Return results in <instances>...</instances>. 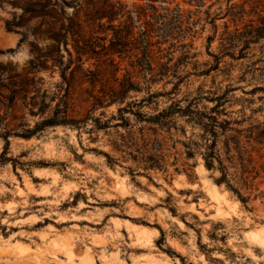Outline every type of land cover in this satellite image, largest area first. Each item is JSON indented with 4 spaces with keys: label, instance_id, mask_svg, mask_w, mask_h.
<instances>
[{
    "label": "rangeland",
    "instance_id": "1",
    "mask_svg": "<svg viewBox=\"0 0 264 264\" xmlns=\"http://www.w3.org/2000/svg\"><path fill=\"white\" fill-rule=\"evenodd\" d=\"M102 1L64 0L62 4L57 0L66 16L72 18L78 12L79 20L76 21L81 25L79 39L86 44L87 50H94L95 53L83 56L81 62L77 61L74 42L68 36L66 48L71 53L70 58L60 44V53L55 56V63L51 59H41L42 69L29 71L28 75L40 79V93L45 92L47 104L53 94H57V90L60 95L68 90L70 118L83 119L90 115L98 118L102 124L107 123V128L95 129L94 122L88 119L80 128L48 127L29 139H23L13 134H21L25 129L33 128L42 117L48 115L55 102H51L44 115H38L37 107L30 105L29 99L16 98L13 105L6 108L7 101L0 98V236L7 239L9 234L32 231L40 234L35 238L48 239L47 230H51L55 233L53 239L66 247L83 229L92 233L94 240L105 239L104 232L109 235L119 233L128 243H151L159 249L173 236L170 230L172 221L179 219L185 228L195 233V253L203 255L207 264H223L218 255H224L225 259L231 261L236 254L222 247L228 242V233L217 235L229 227L225 219L209 223L208 220L200 219L196 213L182 211L189 203L202 205L197 212L211 217L217 211H222V206L228 207L233 203L221 191V186L213 181L218 177L213 173L219 172L204 167V121L190 115L187 109L210 114L211 108L220 105L212 115L219 121L226 120L230 129L225 132L217 129V149L229 167L231 165L227 159L231 157L232 166H235V169L230 168L228 171L231 184L248 201L244 206L235 199L244 207L245 212L264 208V138L258 137L260 134L264 136V39L240 51L244 38H248L253 34L250 33L253 29L264 23V0H162L155 3L158 7L155 14L161 16L156 21L153 19V10L146 7L144 1L110 0L118 2L116 8L120 14L112 22L114 27H110L105 19L101 21L103 26L85 24L84 14L91 9L103 10ZM44 2L0 0V12L5 13L0 16V57L18 53L27 57L23 64L14 63L10 59L0 60L1 66L10 64L14 72L25 73L30 68V61L34 59L31 50H37L40 55L51 53L49 47L52 42L45 33L51 20L47 19V24L41 25V19L29 20L22 13L23 8L31 3ZM139 5L145 8L146 15L140 21L135 9ZM167 8L170 12L166 11ZM177 9L184 15L182 31H168V21ZM187 17L190 25L186 23ZM145 21L152 25L146 27L152 42L159 40V36L166 32L175 38L161 45L153 44L148 56L151 70L146 71L139 67L141 56L137 49L143 29L141 23ZM6 22L18 27L7 31ZM119 23L117 31L129 43L120 56H113L114 65H111L108 55L104 54L109 49L107 40L112 37V31ZM64 24L67 25V22L64 21ZM174 25L178 26V22ZM186 26H189V32L185 31ZM22 35L23 41L19 43ZM104 36L106 41L101 40ZM169 42L175 45L168 50ZM222 54L232 55L234 59ZM212 56L220 57L218 70L207 72L214 64ZM62 73H65V80L61 77ZM114 76L118 81H114ZM122 76L131 77L137 89L124 95L120 104H104L102 108L92 109L94 98L105 97L104 94L120 89L118 82L122 81ZM5 77L0 85L7 83ZM0 92L3 95L8 93L5 89H0ZM157 93L160 96H149ZM224 93L225 101L215 100ZM118 106L128 110L122 114V119L117 113ZM169 107H180L187 112L185 115L174 113L161 124H152L134 115L139 112L150 117ZM5 132H9L8 145H5L2 138ZM101 156L104 158L103 164L96 159ZM85 157H91L94 163L88 166ZM69 159L84 169L73 173V176L94 177L84 185L93 191H82L75 179L67 175L71 167ZM239 159L244 164L250 161V172L246 174L245 182L238 168ZM104 167L108 169V174L98 175V170ZM114 168H122L130 179L135 175L146 180L149 188H145L139 181L133 184V188L145 197H151L154 202L144 203L133 195V189L128 188L127 182H122L119 171H114ZM61 171L65 173L60 177L64 183L58 180L49 187L51 178L60 175ZM179 177H183L185 183L198 184L199 198L194 196L191 201L187 200L186 197L191 195L193 189L184 187L175 188V196L167 190L162 197L152 192V188L157 191L162 189L155 178L173 187ZM53 188L64 196L62 201L57 202L58 195ZM100 188L105 191L101 193ZM224 190L228 191L225 186ZM102 195H116L119 200L102 199ZM68 196L72 199L68 200ZM81 204L84 207L80 208L79 213L72 211L71 216L68 215L71 209ZM121 207L123 211L110 210ZM187 215H191L193 220H199L202 225L208 224L207 231L194 228L185 220ZM22 221L29 223L18 225ZM153 231L158 234L155 238L152 236ZM205 238L208 243L204 242ZM16 239L22 242L21 237ZM184 246L183 243L180 245ZM166 252H172L182 260ZM163 253L169 259L174 257L179 260L180 264H194L189 258L194 255L191 250L182 254L169 245L163 249ZM127 255L125 264H156V257L147 247L129 249ZM89 262L110 264L107 259L101 262L91 255L82 260V264Z\"/></svg>",
    "mask_w": 264,
    "mask_h": 264
},
{
    "label": "trees",
    "instance_id": "2",
    "mask_svg": "<svg viewBox=\"0 0 264 264\" xmlns=\"http://www.w3.org/2000/svg\"><path fill=\"white\" fill-rule=\"evenodd\" d=\"M62 4H64V0H59ZM138 1H144L146 7H150L153 12H154V17L153 19L159 20L160 15L155 14L157 12V6L155 3L162 2V0H138ZM200 1V0H197ZM95 2V1H94ZM104 5L103 10L99 9H91L87 13L84 14L85 20L84 23L87 25H96V26H103L101 21L105 19L106 23L110 27H114L112 25V22L116 19H118V10L116 8V4L118 2H111L110 0H104L102 1ZM14 5V4H13ZM119 7H121V4H119ZM136 17L138 21H140L141 17H145V8L143 6H136ZM122 11V10H121ZM166 11L170 12V9L167 8ZM60 12V13H59ZM23 15H27L28 19H41V25L47 24L46 20L49 19V23L47 24V29L45 31L47 38L52 42V44L49 47L50 54L47 55H40L38 52L35 50H31V54L34 55V59L30 61V68L28 71L25 73H16L13 71V68L10 64L6 66H1L0 65V83L3 82L4 76L5 79L7 80V83L4 85H0V89H5L8 91L7 94H2L0 92V98L4 99L7 101V106L6 108H10L16 98H20L22 100L29 99L31 102L30 105H34L37 107V114L38 115H44L46 113V109L50 108L51 102H55L53 108L50 109V112L48 113L47 116L42 117V119L36 123L33 128H27L24 130L23 133L21 134H13L14 136L23 138V139H29L38 132L42 131L45 128L48 127H55V126H68V127H75V128H80V126L86 124V120L91 119L94 122V128L95 129H104L107 128V123H101L98 118H92L90 115H87V117L83 119H74L70 118L69 115V106H68V99H67V91L65 90L64 94L60 95L58 94L59 90H57V94L54 93L53 96L49 99V103H46V94L44 91H41L40 93V79L36 78L34 75L29 76L28 74L30 73L29 71H34L37 69H42V62H40L41 59H44L45 61L47 59H51L53 63L56 62L55 56L59 55L60 53V44L63 45L65 51L67 52L69 58L71 57V53L67 50L66 45H67V38L70 36L74 42V51L76 54V60L81 62V58L83 56H89V53H95L94 50H87L86 44H84L80 39L79 35L81 32L80 28V23H78L76 20H79L78 18V12L76 11L73 15V17H68L64 12L62 11V7L58 4L57 0H54V3H51V0H45L44 3H31L27 7L23 8L22 10ZM122 17V16H119ZM184 15L180 13V11L177 9L174 11L173 15L171 16V19L168 21V31H173L174 29H177L178 32L182 31V23H184ZM187 20V25H190L188 21V17L186 18ZM185 20V21H186ZM64 21L67 22V25L64 24ZM175 22H178V26L174 25ZM120 23L118 24L117 28L112 31V37L107 40L109 49H107V52H105L104 55H108V58L110 59L111 65L113 64V56L117 55L120 56L122 54V51L126 47V44L129 43V40L127 38H123L120 35L119 30ZM147 26H151L148 22H142L141 27L143 29L141 30V35L140 39L138 41V48L140 51V64L139 67L141 70H151L150 68V63L148 61V56L151 53L152 49L151 47L153 44L161 45L164 43H167L169 39H175L172 38L173 36H170V32H166L164 35L159 36V40L152 42L151 36H150V31L146 29ZM18 27V25H14L11 22H6L5 23V29L7 31H10L11 29H15ZM185 31L189 32L190 28L189 26L185 27ZM36 33V32H34ZM172 33V32H171ZM253 33L250 35L248 38H244L242 44V48L240 51L245 50L248 48V46L251 43H256L261 39H264V23H262L261 27H257L252 30ZM23 35L21 36L19 43L23 41ZM101 40L106 41V36L101 38ZM210 42V38H208V44ZM175 45V43H170L167 49L169 50ZM105 48V46H102ZM182 48H185V45L181 46ZM33 49V48H32ZM91 51V52H89ZM2 53V51H0ZM229 54H222L221 56H226ZM231 59H234V56L229 55ZM214 58V64L211 66L209 69H207V72H210L212 70H218V66L220 63V57L217 56H212ZM62 58V57H61ZM240 58V57H239ZM118 71L115 70L114 72L116 73ZM89 74H91L90 71H88ZM65 73L61 74V77L63 80H65ZM115 75V74H114ZM114 81H118V78L114 76ZM118 85L120 89L118 91H111V94H104L105 97H98L94 98V103L92 105V109L94 108H102L104 104L111 105V104H120L123 102V97L126 95L129 91L131 90H136V86L134 82L131 80V77L128 76H122V81L118 82ZM226 93L222 94L221 96H217L215 100L217 101H225V95ZM149 96H160V94H149ZM138 105V104H137ZM220 105H215V107L210 109V114H202L198 111H193L190 110V108L187 109L188 113L194 117H199L201 118V121H204L202 123V127L204 129V132L206 133V138L204 139L206 141V144L204 146V152L202 153V158L204 162V167L209 170H217L219 172V176L217 178H214L213 181L217 186L224 185L225 188L230 191L236 198L237 200L242 204L246 205L248 198L242 196L231 184V179H230V174H229V169L234 168L235 166H232L231 157L227 159L228 164L231 166L229 167L224 163L222 158L220 157L219 150L217 149V129L220 131L225 132L226 130H229V123L226 120L219 121L216 116H213L212 113L214 112V109H217ZM127 108L126 107H120L118 106L117 108V113L120 115L122 119V114L127 113ZM130 111V110H129ZM186 110L177 107H169L166 110H162L158 112L157 114L150 116V117H145L139 112L134 113L136 117H143L146 122L152 123V124H161L163 120H166L172 114L174 113H184L187 112ZM32 113V112H31ZM131 113V112H130ZM28 127V126H27ZM251 128L257 129L258 127L256 126H251ZM9 132H5L2 135L3 140L5 141V145H8V138ZM261 138H264L263 134H260ZM260 143V142H258ZM4 153V151H3ZM248 161L247 164L243 163V160L239 159L238 162V168L240 170V174L243 178V181L245 182L247 178V173H249V167H248ZM174 213L173 211H171ZM161 237L163 236L162 232L160 231ZM170 256H174L182 260V258L172 252H166Z\"/></svg>",
    "mask_w": 264,
    "mask_h": 264
},
{
    "label": "clouds",
    "instance_id": "3",
    "mask_svg": "<svg viewBox=\"0 0 264 264\" xmlns=\"http://www.w3.org/2000/svg\"><path fill=\"white\" fill-rule=\"evenodd\" d=\"M4 12H0V16H4ZM12 60L14 63L19 62L23 64V61L27 57L23 53H18L14 56L0 57V60ZM71 143V141H70ZM101 164H103L104 158H96ZM85 160L89 162L88 166H91L94 162L91 157H85ZM68 163L71 167L68 170L67 175L75 179L76 184L80 185L82 191H93V189L85 188L86 183H90L94 177L80 176L75 177L73 173L77 171H83L80 165L74 164L70 159ZM114 171H119L122 182H127V186L130 189H133L132 194L136 195L144 203L151 204L154 201L151 197H145L138 189L133 188V184L136 181H139L140 184L144 185L145 188H149L150 185L148 182L141 177L133 176L131 179L124 170L113 169ZM137 171H139L137 169ZM108 174V169L104 167L102 170H98V175L106 176ZM65 175L61 171L60 175L53 176L49 187L55 184L58 180L60 183H64L60 179L61 176ZM214 176H219V173H213ZM158 184L162 185V189L157 191L155 188H152V192L155 193L157 197H162L165 195V190L171 192L173 196L176 195L175 188L184 187L193 189L191 195L187 196L186 199L191 201L194 196L199 198V186L195 182L185 183L183 177H179L177 183L173 187H169L168 184H165L163 180L155 178ZM54 192H57L58 201H62L64 196L56 189H52ZM104 188H100V192L103 193ZM221 191L225 196L229 197L233 202L228 207L222 206V211H217L215 215L211 217L204 216L197 212L199 207L202 205H193L189 203L187 206L182 208V211L185 213H196L200 219L208 220L211 223L214 220L223 218L228 224V228L222 229L221 232H218L217 235H220L222 232H227L229 239L227 244L222 245L224 248H228L231 252L235 253V257L229 261L225 259L224 255H218V259L223 261V264H264V208L261 210H252L249 212L244 211V207L236 201L235 196L231 192L225 191L224 186L221 185ZM115 192V189H113ZM127 194V193H125ZM102 199H117L119 196H101ZM68 200H71L72 197L68 196ZM180 199H185L181 197ZM84 207L83 204L79 205L75 209H71L68 212V215L71 216L72 211L79 213L80 208ZM248 207H252L249 205ZM111 211H123V208L119 209H110ZM215 210V209H214ZM108 211V210H106ZM171 220L172 218L169 217ZM185 220L191 224L194 228H203L205 231L208 229V224H201L199 220H193L191 215L185 216ZM19 223H29L28 221H22ZM171 232L173 236H170L164 244L161 245L159 249L155 247L154 244H141L139 242L128 243L126 238L120 236L119 233L109 235V233L104 232L103 235L105 239H92V233L81 229L80 233L72 239L66 247H62L58 241H55L53 237L55 233L51 230L49 231L48 239H37L40 234L32 231L28 232H17L14 235L9 234L7 239H4L0 236L2 240V245H0V264H82V260L86 256H94L98 261H104L107 259L110 264H125V261L128 259L127 250L135 249L139 247H147L150 253L156 257V264H180V261L175 259H169L164 255L163 249L167 248L169 245L172 246L176 251L181 252L182 254H187L189 250L193 251L194 255L189 258L194 261V264H207L204 260L203 255L195 253V239L196 235L190 229L185 228L184 225L177 220L172 221ZM103 231V230H102ZM186 233V235H185ZM158 234L153 231L152 236L155 238ZM17 237L22 238V242L17 240ZM43 239V242H41ZM205 243H208L207 239L204 240ZM185 244L184 247H180L181 244ZM117 256L120 259H116ZM91 264V262H89Z\"/></svg>",
    "mask_w": 264,
    "mask_h": 264
}]
</instances>
